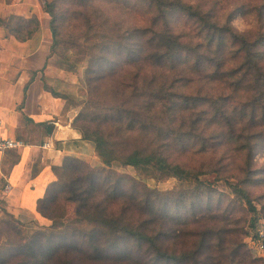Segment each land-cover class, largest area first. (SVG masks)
<instances>
[{"label":"rangeland","instance_id":"rangeland-1","mask_svg":"<svg viewBox=\"0 0 264 264\" xmlns=\"http://www.w3.org/2000/svg\"><path fill=\"white\" fill-rule=\"evenodd\" d=\"M0 1L1 4L18 5L24 0ZM31 1L41 5L42 18L48 25L44 35L50 42L53 37L51 16L44 9V0ZM54 1L56 47L51 50L42 70L47 86L66 97V109L74 112L75 118L80 113H87L86 122L91 128L100 126L105 132L112 131L118 136V142L121 137L128 136L137 137L139 143L150 140L152 147L155 145L156 150L171 160L194 168L195 174L191 178L179 179L164 175L155 168L145 170L119 162L108 167L96 154L95 159L88 163L102 180L111 177L110 181L102 184L109 198L103 194L98 199L93 198L100 203L98 207L94 204L81 206L67 200V197L60 198L55 204H46V212L54 215L48 225L4 219L0 223V264H191L187 260L184 263L174 259L159 261L150 243L125 233L112 236L108 227L97 221L103 205L113 204L117 210L131 203L133 222L146 228L152 236L167 231L169 236L161 242L173 254L181 253L182 249H193L194 242H198L195 239L197 230L207 226L225 227L224 217L228 216L234 221L228 226L239 230L236 235L228 236L246 244L237 250V264H249L256 257L264 258V249H259V243H264V235L256 236L257 232H264V136L263 139L258 138L260 140L249 166L253 179L245 186L255 207L253 210L246 199L233 192L230 185L235 184V178L239 180L246 176V138L243 136L240 140L222 143L221 130L208 123L215 104L205 101L204 96L216 97L227 91L216 82L199 79L200 73L195 68L184 72V80H179L177 87L173 88L165 79L171 77L169 70L174 69L156 68L152 61L143 60L147 50L154 52L158 48V43L149 39L150 34L164 27L161 17L154 20L158 15L156 8H151L148 0ZM183 1L200 7L222 24L229 22L236 32L264 30V0ZM29 18L31 21L27 20L26 25L30 22L29 27L34 28V20L37 18L39 21V18L34 14ZM198 21L196 17L177 12L171 16L168 25L190 43L203 26ZM18 24L26 27L20 16L0 15V25H4L7 34ZM131 27L136 34L127 37ZM145 27L148 29L144 31ZM197 41L199 43L203 39ZM237 47L231 45L229 52ZM196 58V54L192 55L190 62L194 63ZM176 73L181 74L180 71ZM152 76L156 79L151 80ZM202 86L204 89L200 92ZM135 87L143 93L140 99L135 96ZM154 90L158 95L147 99L151 98L156 106L150 110L141 108L144 103L142 97H146L144 92L149 94ZM181 94L191 96L189 105ZM192 97L196 100L193 101ZM175 103L178 106L174 107ZM114 104L141 111L134 131L127 128V123L119 128L117 123L107 120L106 116L111 115L110 106ZM200 112H204L205 120L200 118L201 122L197 121L191 127L192 119L200 116ZM256 118H261V111H257ZM142 119L151 128L143 129ZM128 143L132 144L133 139H128ZM122 146H118L119 150L124 148ZM81 171L89 170L84 168ZM119 177H122L121 182H118ZM120 185L123 196L117 197ZM132 194L134 200L131 199ZM87 214L88 219L84 218ZM197 214H203L204 218L196 223L193 220ZM254 217L258 218L257 227H252ZM182 221L190 222L189 226ZM185 230L188 236L177 237V233ZM6 236L15 242L9 243ZM228 251L231 254L232 250ZM209 256L210 249H207L198 258L202 264H213ZM225 262L236 264L230 259ZM256 264H264V261Z\"/></svg>","mask_w":264,"mask_h":264},{"label":"trees","instance_id":"trees-1","mask_svg":"<svg viewBox=\"0 0 264 264\" xmlns=\"http://www.w3.org/2000/svg\"><path fill=\"white\" fill-rule=\"evenodd\" d=\"M148 2L151 8H156V14L158 15H155L154 20L158 21L161 17L164 27L159 30H153L152 34H150L149 39L152 42H157L158 44L156 45L158 48L154 52L147 50V54L143 56V60H145V62L152 61V66L156 65V68L162 66L163 68L174 69L169 70L172 72L171 77L165 79V81L171 82L173 88L177 87L179 80H184L182 77L184 72L195 68L200 73L199 79L208 81L209 83L216 82L224 91H227L216 97L212 95L204 96L205 101H211L215 104V110H213V113L209 116L208 123L217 126L218 129L221 130L219 134L224 137V140L221 141L222 143L226 142V140H240L243 136L246 138L245 146L248 152L247 159L244 162L247 169L246 176L239 180L235 178V184L230 183V185L233 192L243 199H246L252 209L255 210L245 186L253 179V173L249 166L252 164L255 148L260 140L258 138L263 139L264 136V30L260 32H236L232 26L229 25V22L222 24L218 20L212 19L209 14L202 11L200 7L194 6L183 0H148ZM124 3H128V1H124ZM43 6L45 11L51 16L53 41L49 49L50 55L51 50L56 47V40L54 38L56 33V26L54 25V21L56 20L55 1L44 0ZM177 12L196 17L199 20L198 22L203 25L199 30V34L195 36L196 38H191L192 40L190 43L182 39L183 35H178L176 32L172 31L168 25L171 16ZM22 20L26 27L18 24L12 28L14 30H12L10 34H14L21 40H26L39 29V21L35 18L34 28H30V22H28L27 25L26 22L27 20L31 21V18L22 17ZM146 29L148 28L145 27L144 31ZM133 34H136V32L134 28L131 27L130 30H128L127 37L133 36ZM141 35L143 37L142 33ZM200 39H203V41L198 43L197 40ZM126 44L128 45L127 42ZM233 44L238 45V47L229 52V48ZM204 46L205 48H203ZM129 52H132V49L129 50ZM195 54L197 58L194 63H191V56H195ZM183 62H185V64ZM45 66L46 63L44 67ZM177 68L181 70H176ZM179 71L181 74L176 73ZM121 73H124V71H121ZM34 75L35 74L32 75L31 80L34 78ZM134 75L138 77L137 72H135ZM154 79H156V76L151 77V80ZM44 82L45 87L53 95L66 99V97L62 96L54 89L49 88L46 81ZM137 86L140 87L138 83ZM135 88L137 89L135 96L140 99L143 93L139 92L137 87ZM203 89L204 87L202 86L200 92ZM153 95H158V93L155 92V90L149 94L144 92V96L146 97H142L144 103L141 105V108L144 109L145 107V109L150 110L156 106L151 98L147 99L149 96ZM181 95L186 98V102L189 105L191 96L185 94ZM168 96L170 98L172 97L170 94H168ZM192 98L193 101L196 100V98ZM175 106H178V104L175 103L174 107ZM110 108L111 115L106 116L107 120L114 121L118 124L119 128H122L124 123H127V128L134 131L139 123L137 119L141 114L140 110L130 109L115 104L111 105ZM257 111H261L260 119L256 118ZM203 113L204 112L198 113L200 116L194 118V120L192 119L190 123L191 127H194L197 121L199 123L201 122L200 118H203ZM87 118V113H80L74 118L73 125L82 134L84 139L93 142L96 154L105 166L110 167L114 162H119L124 166H133L145 170L155 168L164 175L175 176L179 179L191 178L192 175L195 174L194 168L190 166L186 167L180 162L171 160L169 156L156 150L155 145L152 147L150 140L147 143H139L137 137L128 136L121 137V140L118 142V138H116L118 136H115L112 131L105 132L100 126H97L96 129L88 126L86 122ZM79 120H81V124ZM142 121L143 129L151 128V126L146 124V120L144 121L142 119ZM43 125L47 127L48 133L52 131L53 126L48 124ZM128 139H133V143L129 144ZM120 144L124 147L122 150L118 148ZM83 166L89 171H81L84 170ZM54 171L57 175V180L49 185L46 195L38 202L39 212L49 219H53L54 215L46 212V204H55L60 198L67 197V200L79 203L81 206L83 205L85 207L91 204L98 207L100 203L93 200V198L98 199L101 197L100 194L106 195L107 198L110 196L108 192H104L105 189L102 184L110 181L111 177L102 180L100 175L88 162L78 157L67 156L62 165L54 167ZM121 179L122 177H119L118 182H121ZM120 191L122 192L121 185L118 187V192L115 196H123ZM131 199L134 200V194L131 195ZM112 205L113 204L103 205V207L100 208L97 221L107 226L108 232L112 236H119L120 233H125L131 237L139 238L142 242L150 243V246H153V253L159 261L174 259L179 263H184L187 260L191 264H202L198 255L202 254L203 250L210 249L209 258L213 264H227V262H225L226 259L233 260L237 264L235 260V258L239 256V251L237 250L238 248L246 246L243 240L239 241L233 236H228L236 235V232H239V230L233 229L235 227L230 228L228 226L230 223H234V221L227 216L224 217L226 223L225 227L206 225L207 227L196 231L195 236L198 237L195 239H198V242H194L193 249H182L181 253L173 254L169 249L164 248L161 242L169 236L167 231H162L156 236H152L146 231V228H142L133 222L132 213L134 210L132 209V203L128 206L123 205L117 210L114 209ZM84 218L88 219V214L84 216ZM202 218H204L203 214H197L193 222H201ZM212 218L218 219L219 217L216 218V216H212ZM16 222L18 223V221ZM182 223L187 224V226L190 224V222L187 221H182ZM257 223L258 218L254 217L252 227H257ZM242 232H244L243 229ZM178 236H188L187 230L177 233V237ZM256 236L259 238L260 235L258 232ZM6 237L9 243L15 242V239H10L8 236ZM230 249L232 250L231 254L228 251ZM246 251L248 252V249H246ZM1 254L0 252V256ZM240 260L243 259L240 257ZM258 261H264V258H252L249 264H256ZM239 264L243 263L239 262Z\"/></svg>","mask_w":264,"mask_h":264},{"label":"crops","instance_id":"crops-1","mask_svg":"<svg viewBox=\"0 0 264 264\" xmlns=\"http://www.w3.org/2000/svg\"><path fill=\"white\" fill-rule=\"evenodd\" d=\"M9 14L24 18L34 14L39 29L21 40L0 25V135L24 142L22 147L0 152V178L11 184L6 192L0 189V223L9 218L48 225L50 219L39 212L38 202L57 180L54 167L67 156L91 162L97 155L95 145L73 125L76 114L66 109L65 99L45 87L42 69L52 38L48 42L44 35L48 25L41 5L31 0L18 5L0 1V15ZM43 124L53 126L52 131L48 133Z\"/></svg>","mask_w":264,"mask_h":264},{"label":"built area","instance_id":"built-area-1","mask_svg":"<svg viewBox=\"0 0 264 264\" xmlns=\"http://www.w3.org/2000/svg\"><path fill=\"white\" fill-rule=\"evenodd\" d=\"M0 124H1V119H0ZM24 146V142L20 139H16V138H10V137H3L0 135V152H4L13 148H19ZM11 184L4 182L3 179L0 178V189L3 190V192H6L10 189ZM3 214V210L2 207L0 205V217ZM261 236L264 235L263 231L259 232ZM259 249H264V243L261 242L259 243Z\"/></svg>","mask_w":264,"mask_h":264}]
</instances>
